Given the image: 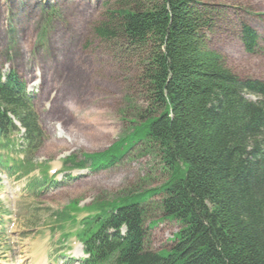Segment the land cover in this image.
<instances>
[{
  "label": "trees",
  "instance_id": "16d2710c",
  "mask_svg": "<svg viewBox=\"0 0 264 264\" xmlns=\"http://www.w3.org/2000/svg\"><path fill=\"white\" fill-rule=\"evenodd\" d=\"M119 1L98 34L120 36L140 54L149 110L105 151L70 155L62 164L108 169L126 156L127 144L141 143L169 177L157 189L110 202L80 208L73 201L54 215L56 225L80 223L76 236L88 256L80 264H264V83L240 79L208 49L215 7L196 0ZM240 40L247 53L257 52L260 39L248 25ZM45 141L24 83L15 72L0 77V168L13 161L3 158L14 148L31 163ZM45 178L35 179L33 189H43ZM154 195H162L164 217L181 225L173 247L158 253L146 248L142 207ZM82 212L88 215L78 222Z\"/></svg>",
  "mask_w": 264,
  "mask_h": 264
},
{
  "label": "rangeland",
  "instance_id": "374dc122",
  "mask_svg": "<svg viewBox=\"0 0 264 264\" xmlns=\"http://www.w3.org/2000/svg\"><path fill=\"white\" fill-rule=\"evenodd\" d=\"M81 1L82 7L75 8L72 0H0V75L15 72L24 83L46 135L31 163L28 159L22 167L1 170L0 264H78L84 258L78 257V226L65 225L61 231L56 213L73 201L82 208L157 189L169 177L162 160L141 143L133 149L127 144L126 156L107 170L62 168L67 156L105 151L149 110L139 80L140 54L120 36L98 34L121 8L120 1ZM196 1L216 8L205 34L208 49L240 79L264 83V0ZM27 8L33 10L30 17ZM243 24L260 39L254 54L240 40ZM14 150L10 157L21 160L24 155ZM41 169L50 181L33 189ZM161 198L154 195L142 204L146 248L153 253L170 250L181 228L164 217ZM86 215L80 213L78 221ZM64 233L69 234L66 240Z\"/></svg>",
  "mask_w": 264,
  "mask_h": 264
}]
</instances>
